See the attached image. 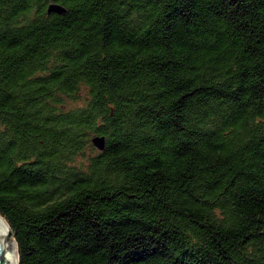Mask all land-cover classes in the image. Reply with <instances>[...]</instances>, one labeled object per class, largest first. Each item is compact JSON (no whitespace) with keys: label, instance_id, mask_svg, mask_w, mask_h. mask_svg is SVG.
I'll return each mask as SVG.
<instances>
[{"label":"trees","instance_id":"trees-1","mask_svg":"<svg viewBox=\"0 0 264 264\" xmlns=\"http://www.w3.org/2000/svg\"><path fill=\"white\" fill-rule=\"evenodd\" d=\"M0 215L18 264H264V0H0Z\"/></svg>","mask_w":264,"mask_h":264},{"label":"water","instance_id":"water-1","mask_svg":"<svg viewBox=\"0 0 264 264\" xmlns=\"http://www.w3.org/2000/svg\"><path fill=\"white\" fill-rule=\"evenodd\" d=\"M48 11L65 12L59 4H50ZM91 142L97 149H102L105 144L103 137H93ZM0 264H18V247L7 221L0 215Z\"/></svg>","mask_w":264,"mask_h":264}]
</instances>
